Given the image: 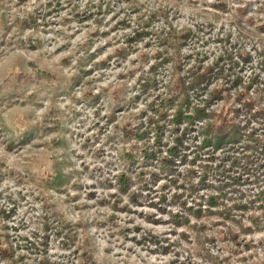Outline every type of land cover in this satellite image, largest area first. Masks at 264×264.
<instances>
[{"label":"rangeland","instance_id":"374dc122","mask_svg":"<svg viewBox=\"0 0 264 264\" xmlns=\"http://www.w3.org/2000/svg\"><path fill=\"white\" fill-rule=\"evenodd\" d=\"M159 6L170 10L177 28L196 24L202 11L220 14V22L213 29L204 24L201 38L190 47L211 59L226 49L251 53L250 63L226 74H231L226 109L237 107L239 93L264 109V66L251 52L264 39V0H0V240L10 241L26 263L83 264L81 257L89 255L94 264H204L194 254L189 261L195 241L180 247L187 228L174 230L168 217L179 212L176 205L183 208L186 197L169 204L181 192L165 187L167 170L183 171L186 165L176 155L199 153L200 142L195 133L187 140L181 124L169 122L175 111L161 107L167 105L170 71L161 66L149 72L161 47L156 31H166L161 18L149 19ZM234 15L251 38H243L245 30L231 23ZM149 20L148 34L121 54L126 39ZM154 124L161 127L159 134ZM142 147L156 158H146ZM132 151L134 166L125 157ZM229 154L242 158L249 153ZM224 155L212 150L198 162L213 167L210 179H225L215 167ZM260 160L233 170L246 196L236 199L249 203L251 211L260 205L258 191L264 188ZM56 173L67 179L51 188L47 181ZM121 173H130L126 195L119 189ZM238 189L229 190L230 196L239 195ZM204 220L209 230L225 229ZM57 221L67 229L59 230ZM46 223L60 235L46 231ZM218 238L206 248L228 256L229 248ZM247 240L257 258L241 248L236 264H244L243 257L248 264H262L264 231H254Z\"/></svg>","mask_w":264,"mask_h":264},{"label":"trees","instance_id":"16d2710c","mask_svg":"<svg viewBox=\"0 0 264 264\" xmlns=\"http://www.w3.org/2000/svg\"><path fill=\"white\" fill-rule=\"evenodd\" d=\"M219 8H222V6H219ZM169 14L170 10L165 9L163 6H159L156 11L149 12L150 20L161 18L166 27V31H156L155 35L158 37L161 47L153 53L155 63L149 67V72L155 74L161 66L170 71L171 80L167 86L168 91L164 99V103L167 105H161V107L164 108V111H175L173 114L171 113L174 119L169 122L181 124L182 133H185V137L188 136L187 140L191 138L192 133L199 136L200 150H198L199 153L196 152L195 154L189 152L176 155V158H179L178 160L186 165L183 171L178 172L173 169L172 172L167 170L169 174L165 176L168 178L165 187H173L174 190L181 192L171 196L169 204L172 205L175 200L179 199L180 201L183 197H186V201L182 203L183 208L176 205V210L179 212L172 215L168 214V217L172 218L170 223L174 230L182 225L187 228L186 231L180 234L178 241L180 247L185 244L191 245L190 243L195 241L194 246L189 247L190 251L195 250L194 253L190 254L189 261L193 262L191 255L194 254L197 258L204 259V264H236L234 258L241 252V248H243L244 253L253 248L256 249L247 240L248 235L253 234L254 231H264V188L258 191L257 197L260 205L254 211H251L252 207L249 206V203L237 201L236 198L242 200L246 196L238 189L241 182L240 177L236 174L233 175V170L236 167L246 170L249 164H253L259 159L261 160L258 167H264V133H260L261 135L258 133L264 131V109H256V99H245L243 93L236 96L234 102L237 107L235 109H226L228 106L227 99L229 98L226 85L231 76L230 74L227 78L228 75L226 74L230 73L235 65L250 63L252 55L251 53H245V51H238L237 54H233L226 49L221 51L218 57L211 59L205 54L197 52L195 46L194 48L190 47L193 41L201 38L205 28L204 24L213 29L214 23L220 22L221 15L218 13L207 10L202 11L199 14L200 21L197 20L196 24L182 26L181 28L174 27L175 18L169 17ZM236 18H238L237 15H234V18L231 17V23L240 28L242 33H244L242 30H245V34H241L243 38H251L252 35H249V31L242 27L240 18L236 22L233 21ZM150 20L145 21L142 27L136 29L134 37L126 39L127 47L119 50L121 54H125L127 48H130L134 42L148 34L145 30L149 28ZM261 30H264V27ZM252 47L251 52L258 55L260 66H264V39H260L258 48L254 45ZM195 51L196 53H194ZM143 58L148 64V55L144 54ZM206 59H208V62ZM237 69L236 67L235 71ZM149 80L147 79V84L143 86V89L149 86ZM239 80H242L240 76L238 79L236 78V82ZM157 86L158 80L154 79V87ZM219 104H222L221 108H218ZM186 112L187 115H185ZM168 115L170 116V113ZM168 115L161 114L160 116L167 121ZM197 122H201L202 125L197 124ZM256 125L259 129L255 127ZM160 128L158 124H154L155 134H159ZM138 138L140 139L139 135ZM135 147L134 145L133 148ZM212 150L213 153L220 150L225 154L221 157L220 164L215 166L216 172L223 174L224 180L210 179L209 173L213 167L211 165L201 166V163H198L202 162V158ZM230 152L237 155H240L241 152L249 154L241 158L232 156L229 154ZM141 153L146 158H156L154 153H148L144 147H142ZM189 154H193L191 159H189ZM134 156H136L134 151L125 156L131 161L132 166L136 165ZM244 160L245 162H243ZM228 162H230V167L227 168L226 164ZM231 171L232 175H230ZM129 172L132 173V170ZM130 173H121L119 177V189L121 190L122 187L125 189L124 191L121 190L124 195L128 190L126 188L131 183ZM66 179V176L56 173V176H52L51 180L48 178L47 184L51 188H55L54 186L59 185L61 181L63 182ZM256 179L262 180L259 177H256ZM237 189L236 194L239 195L235 198L230 196L231 193L228 191ZM127 195L129 196V193ZM161 199L164 202L167 201L164 197H161ZM186 204L190 205L185 207ZM258 210L262 213L257 214ZM250 212L253 213L249 214ZM205 218L211 219L208 222L209 224L214 222L212 226H222L225 229L219 231L209 230ZM246 220H249L251 225H248ZM57 223L59 230L67 229L63 228L62 222L57 221ZM52 224L49 226L46 223L45 230L47 231L50 228L52 231L55 229L56 234L59 236L60 232ZM66 236L69 238L71 235L66 233ZM68 238L63 239L68 240ZM217 238L218 243L229 248L230 253L228 256H215L210 252V249L206 248L207 243L215 242ZM47 239L48 235L44 240ZM149 239L153 241L152 237ZM254 250H251L252 255L250 256L256 259L257 254H253ZM23 256V254L17 255V250L10 241L6 239L5 242H2L0 240V260L2 262L6 264H31L26 263ZM87 256L89 255L81 257L84 260L83 264H94V260ZM247 258L243 257L241 262L248 264ZM193 264L199 263L194 261ZM256 264L261 263L257 261Z\"/></svg>","mask_w":264,"mask_h":264}]
</instances>
